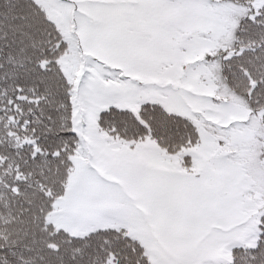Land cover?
<instances>
[{"label":"rangeland","instance_id":"obj_1","mask_svg":"<svg viewBox=\"0 0 264 264\" xmlns=\"http://www.w3.org/2000/svg\"><path fill=\"white\" fill-rule=\"evenodd\" d=\"M32 1L66 42L58 64L83 146L46 221L73 237L126 229L150 264H228L233 249L254 247L264 212L261 112H249L219 75V54L230 52L248 5ZM143 104L192 122L199 148L164 153L152 140L117 148L99 136L102 111L137 114ZM185 156L197 173L179 170Z\"/></svg>","mask_w":264,"mask_h":264},{"label":"trees","instance_id":"obj_2","mask_svg":"<svg viewBox=\"0 0 264 264\" xmlns=\"http://www.w3.org/2000/svg\"><path fill=\"white\" fill-rule=\"evenodd\" d=\"M220 1L250 9L230 52L219 54L220 78L249 112H261L264 127V0ZM65 51L61 32L35 2L0 0V264H150L125 229L73 237L46 221L63 197L71 159L83 153L72 130V86L58 64ZM97 127L117 148L147 140L167 152L199 147L188 120L153 104L137 114L111 107ZM260 158L264 171V149ZM179 170L195 174L197 166L186 157ZM229 264H264V212L255 246L233 249Z\"/></svg>","mask_w":264,"mask_h":264}]
</instances>
